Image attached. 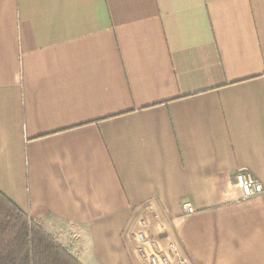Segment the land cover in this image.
<instances>
[{"label":"crops","instance_id":"crops-1","mask_svg":"<svg viewBox=\"0 0 264 264\" xmlns=\"http://www.w3.org/2000/svg\"><path fill=\"white\" fill-rule=\"evenodd\" d=\"M240 172L264 185V0H0V192L80 264H264Z\"/></svg>","mask_w":264,"mask_h":264},{"label":"trees","instance_id":"trees-1","mask_svg":"<svg viewBox=\"0 0 264 264\" xmlns=\"http://www.w3.org/2000/svg\"><path fill=\"white\" fill-rule=\"evenodd\" d=\"M0 264H80L0 192Z\"/></svg>","mask_w":264,"mask_h":264},{"label":"built area","instance_id":"built-area-1","mask_svg":"<svg viewBox=\"0 0 264 264\" xmlns=\"http://www.w3.org/2000/svg\"><path fill=\"white\" fill-rule=\"evenodd\" d=\"M235 186L240 190L242 197L244 199H248L253 196L259 195L261 193H264V185L260 181L252 178L249 174L243 172L237 173L235 175ZM183 208L185 209V212L187 214L193 213L195 211V209L188 203L183 204ZM146 225H147L146 220H142L140 222L141 227H146ZM140 235L144 238V243H148L149 246L151 247L152 245L146 239L147 235L146 234H140ZM173 255L175 257L178 256L176 250ZM160 260L161 259L159 258V256L154 252L148 257L149 264H160ZM181 262L185 263L186 261L182 260Z\"/></svg>","mask_w":264,"mask_h":264},{"label":"rangeland","instance_id":"rangeland-1","mask_svg":"<svg viewBox=\"0 0 264 264\" xmlns=\"http://www.w3.org/2000/svg\"><path fill=\"white\" fill-rule=\"evenodd\" d=\"M38 225V224H37ZM66 238V243H69V240L70 239H74V238H70L69 236H66L65 237ZM69 239V240H68ZM68 240V241H67ZM56 241V240H55ZM58 244H60V245H63V244H61V243H59V242H57ZM66 249V248H65ZM67 250V249H66Z\"/></svg>","mask_w":264,"mask_h":264}]
</instances>
